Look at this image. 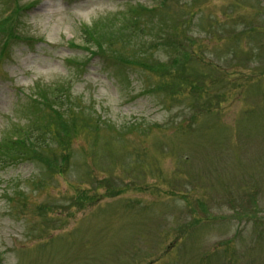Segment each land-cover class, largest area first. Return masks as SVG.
<instances>
[{
  "label": "rangeland",
  "instance_id": "obj_1",
  "mask_svg": "<svg viewBox=\"0 0 264 264\" xmlns=\"http://www.w3.org/2000/svg\"><path fill=\"white\" fill-rule=\"evenodd\" d=\"M0 264H264V0H0Z\"/></svg>",
  "mask_w": 264,
  "mask_h": 264
},
{
  "label": "trees",
  "instance_id": "obj_2",
  "mask_svg": "<svg viewBox=\"0 0 264 264\" xmlns=\"http://www.w3.org/2000/svg\"><path fill=\"white\" fill-rule=\"evenodd\" d=\"M61 125L63 126L64 124L61 123ZM9 145H10V146H9L10 149H12V150H13V149H15V150H19V147L21 146V144H20L19 141H17V142H16V141H11V142L9 143ZM10 149H9V150H10Z\"/></svg>",
  "mask_w": 264,
  "mask_h": 264
}]
</instances>
